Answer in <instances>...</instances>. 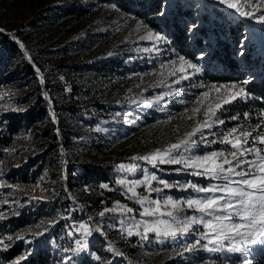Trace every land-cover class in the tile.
Here are the masks:
<instances>
[{"label":"rangeland","instance_id":"374dc122","mask_svg":"<svg viewBox=\"0 0 264 264\" xmlns=\"http://www.w3.org/2000/svg\"><path fill=\"white\" fill-rule=\"evenodd\" d=\"M177 1L183 5L191 2L192 8L195 7V20L189 22V25L198 21L202 11L207 10L213 14L214 9L227 12L234 22L242 19L245 22V35L251 43L249 53L252 55L247 63L246 78H255L256 71L260 70L264 61V24L241 17L234 9H227L216 0ZM70 2L87 6L89 11L80 21L65 24V19L44 9H58L57 1L0 0V29H4L0 38V54H6L12 35L25 44V48L16 49L20 52L18 57L10 59L13 66L20 65V73L0 85V121L14 123L11 135L0 138V223L3 225L0 239L10 244V247L17 243L20 245L21 250L16 259L28 256L29 252L41 247L57 253L63 262L72 256V264H100L94 260L95 255L88 252L87 246L83 251H76L81 248L77 240H68L57 228L58 219L65 214L56 208L59 199L65 195L71 196L66 189V163L101 164L111 160H128L155 149L166 148L201 123L209 105L220 114L221 109H215V104L221 103L223 108V98L229 93L225 89L217 93L211 87L213 84H208L201 86L193 96L185 94L184 84H188L189 79L181 77L192 74L193 70L185 67V71L181 72L179 58L169 53L161 54L160 43L142 40L141 37H147L149 31L156 35L150 27L112 6L95 5L92 0ZM233 2L244 11H255L254 8L244 6L245 0ZM60 3L61 7L65 6V2ZM259 14L256 12V15ZM205 48L210 53L209 47ZM29 56L32 62H29ZM110 58L119 67V71L113 75L100 68ZM169 61H175V64ZM199 61L200 66L205 64V58ZM25 62L30 63L29 68L24 69ZM162 63L164 67H161ZM33 65L40 69L39 73ZM85 65L96 68L86 69ZM65 67H71L68 74ZM172 72L175 75H171ZM41 78L44 84L39 83ZM67 79L75 87L72 95L62 97L57 93L62 92L59 87H64ZM177 80L180 82L175 83ZM170 91L171 95H164ZM203 91H209V97L202 98V104L197 103L196 97ZM45 92L48 93L50 103L44 99ZM158 97L161 99L158 100ZM194 108L200 109L195 115L192 112ZM54 110L69 124L60 125L59 134L54 131L55 128L51 129ZM96 119L98 124L94 122ZM204 131L207 134L208 130ZM258 131H264V126ZM208 139L212 138L208 136ZM219 145L224 148L226 146ZM205 151L211 150L202 146L197 154ZM168 166L171 168L166 170L170 173L183 176L181 179H167L170 183L198 182V179L200 185L216 183L187 172L173 171L179 165ZM157 186V182L153 181L152 187ZM79 189H75L78 196L81 194ZM172 190L181 193L180 197L197 195L191 190ZM173 191L169 195L174 199L180 198H176ZM136 192L148 195L144 187L136 188ZM152 194V198H157L156 193ZM181 207L185 208L188 215H200L186 209V206ZM193 227L197 231L186 234L178 241L156 237L155 233H148V239L141 240L140 236L135 235L136 228H132L135 235L133 240L121 232L115 233L116 250L130 264H211L209 258L213 256L210 253L199 248L191 252L184 251L185 245H193L201 236L199 229L202 226ZM102 228L108 230L107 227ZM38 232L45 234L36 237ZM9 235L13 237L11 242L7 240ZM18 236L25 239H17ZM111 256V259L108 258L110 263L105 264L116 262L117 253L111 252ZM255 258L257 256L253 251L250 259L254 263ZM217 263L225 264L223 256ZM2 264L7 263L2 261ZM227 264H231V260Z\"/></svg>","mask_w":264,"mask_h":264},{"label":"snow or ice","instance_id":"6c2138e0","mask_svg":"<svg viewBox=\"0 0 264 264\" xmlns=\"http://www.w3.org/2000/svg\"><path fill=\"white\" fill-rule=\"evenodd\" d=\"M216 2L226 6L227 9H234L241 17L254 19L264 24V7H262L264 6V0H256L255 3H253V0H245L244 6L250 9L254 8L255 11H244L233 0H216ZM256 12L260 14L256 15ZM166 14L163 10L159 12L161 17L166 16ZM198 29L199 25L193 22L188 25L187 32L194 37ZM3 31L4 29H0V32ZM141 39L152 40L159 44L166 40V36L163 33L153 35V32L149 31L147 37H141ZM247 39V36H242L238 42V54L241 56L244 54ZM14 40L20 48H25L24 43L15 38ZM156 50L159 53L158 47ZM205 55L206 53L203 50L198 53L199 59H203ZM28 59L29 62H32L30 56ZM179 61L181 72L185 71V67L192 69V74L201 71L196 63L191 62L182 55L179 56ZM168 63L175 64V61H169ZM33 66L35 71L39 73L40 69L35 65ZM164 66L162 63L161 67ZM170 74L175 75V72ZM192 74L184 75L181 79L187 80ZM253 79L254 77H249L242 82L235 81L218 86L213 84L211 87L217 93L221 89L228 91L229 94L223 98V104L226 105L238 98L241 100L250 98L251 94L246 90V86ZM179 82V80L175 81V83ZM39 83L44 84V79L41 78ZM232 89H236V91H232ZM171 94V91L164 93V95ZM207 97H209V91H203L196 97V102L202 104V98ZM44 99L48 100L49 103L51 102L47 92L44 93ZM157 99L159 100L161 97ZM135 102L133 101V103ZM141 102L151 103V101ZM221 108V103L215 104V109ZM199 111V108H194L192 110L193 115ZM222 115L223 112L217 114L209 105L204 112V120L192 127L182 137H178L177 142L168 144L166 148L155 149L146 155L131 158L134 161H144L157 171L162 170L159 165H179L180 167L173 169V171L187 172L190 175L203 177L216 183L207 185H200L198 182L193 181L170 183L158 177L155 172H150L148 168H142L139 164H120L118 171L121 173L131 175H135L138 171L141 173L142 179L128 180L126 177H122L116 183L124 189L123 194L128 200H134L136 204L143 208L140 216L150 219L137 222L135 216H130L125 220L117 221V223L123 226L132 222V226L137 229L135 235L140 236L141 240H147L148 233H155L156 237L171 238L173 241H178L186 234L197 231L193 226L199 225L202 226L199 229L201 231L200 238L191 246L185 245L184 251L191 252L199 248L207 253L214 254L213 257L209 258L211 264H216V261L221 259L220 254L223 255L225 264L229 260H231V264H254L253 259H250L252 252L258 247L264 248V148L258 146L264 145V131H257V129H260L261 124H264V119L258 121L252 131L241 130L239 135H236L238 132L237 127L225 129L223 132H213L214 126L226 124V120L222 118ZM242 115L246 120L250 119L248 112H244ZM237 119L236 115L230 117V120ZM205 129L208 130L207 134L204 131ZM253 131H256L255 136L252 134ZM57 134H59L58 131ZM209 135L215 137V139H208ZM250 137L251 144H249ZM213 144H223L227 147L197 154L202 146L207 149ZM249 156L252 158L249 159ZM153 181L157 182L159 186L152 187ZM99 187L109 189V184L102 183ZM138 187H144L148 191V195H139L136 192ZM173 188L181 192L191 190L192 193L197 195L174 199L172 195L165 193V190ZM153 192L156 193L157 198H152L151 194ZM128 193H131V195H128ZM162 193L164 195H161ZM182 205L186 206L188 210L200 213V215L186 214L185 208L181 207ZM162 208H171L172 210L162 211ZM114 211H116L115 208H104L98 214L100 219L95 221L97 227L92 228L87 223H80L78 228L70 231L68 235H73L74 232L81 235H91L93 231H101L106 213ZM124 211L132 213L133 209L125 205ZM164 217H167V219ZM92 220L93 217H88V221ZM106 226L108 228L116 227L112 223H107ZM140 229H143V231H140ZM44 234L45 232H38L35 236L41 237ZM133 234L132 229L128 228L126 235L131 237ZM17 239H25V237L18 236ZM7 240L11 242L13 237L11 235L7 236ZM26 242L31 243V241ZM77 243L81 244V248L76 251L85 250L86 245L82 241L77 240ZM0 245H3V250L10 248V244L5 243L3 239H0ZM229 254L237 255L232 256ZM117 255H120V253H117ZM26 259V255L22 256L15 259L13 264H21V260ZM73 259L74 257L68 256L63 264H72ZM99 259L97 257V260Z\"/></svg>","mask_w":264,"mask_h":264},{"label":"trees","instance_id":"16d2710c","mask_svg":"<svg viewBox=\"0 0 264 264\" xmlns=\"http://www.w3.org/2000/svg\"><path fill=\"white\" fill-rule=\"evenodd\" d=\"M59 3L58 9L54 7L44 8L54 13L58 18L65 19L67 23L78 22L83 19L89 9L84 5H77L70 2V0H54ZM65 2V6L61 7ZM95 5L105 4L112 6L114 9L136 19L140 23L150 27L156 34L163 33L166 36V40L160 42L161 54L165 55L169 53L173 57L179 58L184 56L190 61H194L197 66L200 62L198 59V53L203 50L205 55V64L200 66L201 71L199 73L192 74L189 78V83L184 84L185 94L193 96L201 86L208 84H230L231 82L239 81L247 77V63L252 58L249 51L250 42L246 41V47L244 54L239 55L238 42L242 36L245 35L244 25L245 22L242 19L234 22L230 15L221 10L214 9L215 13L210 11H202L199 14V19L196 23L199 25V29L196 31L195 36L187 32L189 22L195 20V7L192 8L191 2L183 5L180 1H167V0H92ZM167 4V5H166ZM167 13L166 16L161 17L159 12L161 10ZM190 13V14H189ZM217 15V16H216ZM42 18V16L40 15ZM218 18V19H217ZM0 32V38L2 37ZM11 35V34H10ZM19 40L15 36H11L9 43L7 44V51L5 55L0 54V85L14 78L19 72L20 65H14L10 59H15L20 54L19 45L15 42ZM206 46L209 47L210 53L206 51ZM256 46V45H254ZM17 49V50H16ZM241 58V59H240ZM263 59V57H261ZM19 64V63H18ZM29 62L24 63V69L29 68ZM13 67V71L11 69ZM96 66L85 65L86 69H93ZM100 68L106 71L107 74L113 75L119 71L118 64L114 62V59L110 58L103 63ZM262 68V69H261ZM260 70L256 71L255 78L246 86V90L251 94V97L247 100L237 99L234 102L224 105L221 108L223 112L222 118L226 120L225 125L214 126L213 132H223L225 129L231 127H237L238 132L241 130L252 131L258 121L264 119V61L262 62ZM67 69L66 74L70 72L71 67H65ZM23 72V70L21 71ZM241 82V81H240ZM74 84L67 79V83L64 87H59L62 92L57 93L66 97V94L72 95ZM58 91L57 88L54 89ZM194 91L193 94L190 92ZM248 112L250 119L246 120L243 117V113ZM54 118L52 121L51 129L55 128L57 133L60 125H69L64 122V119L60 117L54 110ZM232 115L238 117L237 120H230ZM95 124H98L96 119ZM94 124V123H93ZM12 125L14 123H5L0 121V138L4 139L12 133ZM99 127L100 125H93ZM264 124H261V127ZM260 127V128H261ZM260 129H257V131ZM253 136L256 135V131L252 132ZM212 139L215 137L209 135ZM251 138V137H250ZM264 148V145H258ZM227 147V146H225ZM224 148L219 144L211 145L208 150H217ZM201 150V149H200ZM199 150V151H200ZM120 164H139L142 168H148L150 172H155L157 176L167 179H181L183 176L175 173H170L168 170L171 167L168 165H159L161 171L153 169L150 164L144 161L132 159H120L106 161L101 164L86 163L77 164L75 162L66 163L64 168L65 182L67 184V191L71 196H62L59 199L58 208L59 211L63 210L64 217L58 219L57 228L62 231L65 237L69 239H76L82 241L87 246L89 253L95 255L96 262L110 263L111 252L118 253L116 250V242L114 241L115 233L126 234L128 228H134L132 222H129L123 226L117 223L119 220H125L130 216H135L136 221L139 222L148 217H141L140 212L143 208L136 204L134 200H128L123 194L124 189L121 188L116 182L122 177H126L128 180L139 179L142 177L138 171L135 175L128 173H121L118 171ZM198 182L200 180L198 179ZM109 184V189H102L100 184ZM207 183V182H206ZM204 185V184H203ZM79 187L81 194L78 196L75 193V189ZM120 189V190H117ZM173 191V190H172ZM171 190H165V193L171 194ZM176 198L181 196V193L174 192ZM131 195V193H128ZM164 195V193L162 194ZM152 197L153 194H151ZM103 201V203H102ZM133 209L132 213H126L124 206ZM115 208L116 211L106 213L104 220V227H107V223L116 225L115 228H108L107 231L101 229V231H93L91 235H81L75 233L68 235L70 231L78 228L80 223H87L89 227L95 228L97 225L95 221L99 218V212L104 208ZM71 208V209H70ZM88 217H93L92 221H88ZM2 226L0 223V236H2ZM119 229V231H117ZM143 231V229H140ZM135 235L131 236V239ZM133 240V239H132ZM227 243V242H226ZM79 244V243H78ZM81 245V244H79ZM21 247L17 243L11 246L8 250L0 248V264L5 261L7 264H13V261L18 257ZM254 264H264V248H256ZM105 254V255H104ZM214 254H211L213 256ZM104 256L106 258H104ZM223 256V255H221ZM97 257L100 259L97 260ZM116 262L112 264H130L125 256H116ZM220 260V259H219ZM21 264H63L61 257L57 256V253L52 252L50 249H43L37 247L28 256L26 260H21ZM218 264V263H217Z\"/></svg>","mask_w":264,"mask_h":264}]
</instances>
